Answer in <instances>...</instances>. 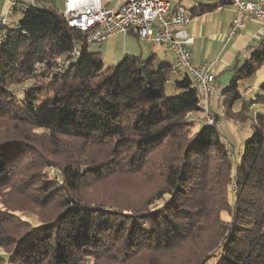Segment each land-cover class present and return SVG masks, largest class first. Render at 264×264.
<instances>
[{"label":"trees","instance_id":"obj_1","mask_svg":"<svg viewBox=\"0 0 264 264\" xmlns=\"http://www.w3.org/2000/svg\"><path fill=\"white\" fill-rule=\"evenodd\" d=\"M3 29L4 263L264 264V114H249L252 134L236 154L217 123L190 120L203 109L188 72L168 82L173 67L155 56L106 65L53 9L26 7ZM75 43L78 58L54 73ZM262 65L264 40L222 90L227 116L245 115L233 110L240 83ZM47 166L62 178L41 179ZM26 209L36 223L18 214Z\"/></svg>","mask_w":264,"mask_h":264},{"label":"crops","instance_id":"obj_2","mask_svg":"<svg viewBox=\"0 0 264 264\" xmlns=\"http://www.w3.org/2000/svg\"><path fill=\"white\" fill-rule=\"evenodd\" d=\"M106 7L116 8L121 0H101ZM172 10L178 4L185 5L192 13L193 18L188 25L189 33L194 37V44L191 45L193 63L195 65H206L216 74L218 89L212 91L210 108L215 113L222 106L223 97L221 92L226 88L234 74L236 67L243 65L252 55L255 48L264 40V29L255 20H247L237 34L228 39L233 20L239 16L231 0H170ZM264 1V0H256ZM10 0H0V17L6 18V26H15L22 13L23 8L36 7L39 9H53L63 12L64 0H14L15 5L11 9ZM210 7L204 12L201 8ZM99 48L93 51L117 54L122 60L125 55H135L143 59L155 56L156 65H176L175 53L165 45H157L153 41L144 40L131 31L120 32L106 41L100 43ZM103 44V45H102ZM92 50V49H91ZM259 78L253 86H247L241 100H247L253 93L262 90L261 83L264 81V65L257 71ZM187 72L179 68L175 78L184 77ZM175 92V90H174ZM264 96V95H263ZM238 123V122H237ZM239 124V123H238Z\"/></svg>","mask_w":264,"mask_h":264},{"label":"built area","instance_id":"obj_3","mask_svg":"<svg viewBox=\"0 0 264 264\" xmlns=\"http://www.w3.org/2000/svg\"><path fill=\"white\" fill-rule=\"evenodd\" d=\"M10 1L12 9L15 2ZM64 1L63 15L66 22L70 27L86 33L90 44L102 43L117 33L131 31L141 39L169 47L175 53L176 65L171 69L168 82L179 72V68L188 72L194 87L201 92L207 123L213 124L215 117L210 113V99L212 91L219 86L216 74L210 67L193 63L190 47L195 39L187 29L193 15L185 5L178 4L172 10L170 0H121L116 8L104 6L101 0ZM230 3L238 10L239 16L232 22L228 39L234 37L250 19L259 22L264 29V1L231 0ZM5 24L6 18L0 17V37L5 35ZM80 53L81 47L75 43L66 58L59 60L53 72L62 70L67 60H76ZM36 68L41 69L40 65Z\"/></svg>","mask_w":264,"mask_h":264},{"label":"rangeland","instance_id":"obj_4","mask_svg":"<svg viewBox=\"0 0 264 264\" xmlns=\"http://www.w3.org/2000/svg\"><path fill=\"white\" fill-rule=\"evenodd\" d=\"M100 45H101L100 43H93V44H91V49L93 50V49L99 48ZM101 57H102V59L106 65L117 64L121 60L117 56V54H114L113 52H109L108 55L107 54L105 55L102 52ZM144 58L146 59V57H144ZM181 78L182 77L175 78L174 80L181 79ZM258 78H259V74L256 72L254 74V76H252L251 78L246 79L240 83L239 89H240L242 95H243L246 87L247 86H253L256 83ZM174 90H175V88H174L173 82L167 85L168 95H173L175 93ZM263 95H264V89L253 93L247 100H240L234 105V107H233L234 111H241L242 109H244V111H245V115L240 120H235V119L227 116L225 114V110H223L221 108V106L217 109L218 113H215L212 110L210 111L211 115H213L215 117L212 125H208L206 113L204 111H202L199 114L191 116L190 120H194L197 123H201V124L208 125V126H214L217 123V126H218L223 138L228 142V144L230 146V151H232V152L235 151L236 154H238L240 151L243 150V148H245L246 142L252 134V128H251L252 120H251V118H249V114L250 115H252V114L253 115L264 114V101L259 100L260 97H263ZM221 96H222V94H221ZM248 104H250L249 109L244 108V106L248 105ZM222 106H223V104H222ZM217 114L220 116L219 121L217 120ZM42 170H43V172H42L43 176L41 175V177H40L41 179H45V178H47V179L60 178L61 179L62 178L61 172L59 170L55 169L53 166L44 167V168H42ZM122 186L124 188L130 190V191L142 188V185L139 187L138 185H136V186L132 185V183L122 184ZM122 186L120 185L121 189L124 190V188ZM10 194H12V193H10ZM13 194H14L13 200L18 201V199H21L16 193H13ZM26 204L25 203L23 204L22 202L21 203L18 202L19 207H20V205L21 206L25 205L24 208H29V204H27V206H26ZM18 214L21 215V217H23L24 219L31 220L34 223L37 222V219H38L37 215L32 210L26 209V210H23L21 212H18ZM5 255L6 254L0 248V256H5ZM0 264H6V263H4V261L0 259Z\"/></svg>","mask_w":264,"mask_h":264}]
</instances>
